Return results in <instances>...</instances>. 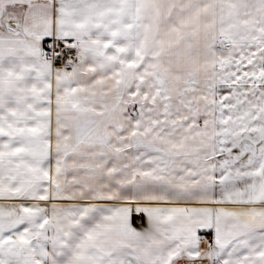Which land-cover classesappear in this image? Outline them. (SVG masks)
<instances>
[{
  "label": "snow or ice",
  "instance_id": "snow-or-ice-1",
  "mask_svg": "<svg viewBox=\"0 0 264 264\" xmlns=\"http://www.w3.org/2000/svg\"><path fill=\"white\" fill-rule=\"evenodd\" d=\"M0 264H264V0H0Z\"/></svg>",
  "mask_w": 264,
  "mask_h": 264
}]
</instances>
